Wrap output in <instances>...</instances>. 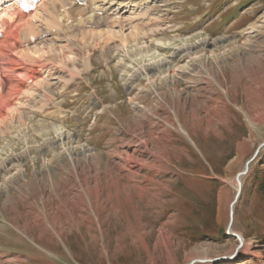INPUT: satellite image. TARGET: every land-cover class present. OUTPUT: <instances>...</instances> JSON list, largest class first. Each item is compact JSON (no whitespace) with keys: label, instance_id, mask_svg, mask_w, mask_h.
<instances>
[{"label":"rangeland","instance_id":"374dc122","mask_svg":"<svg viewBox=\"0 0 264 264\" xmlns=\"http://www.w3.org/2000/svg\"><path fill=\"white\" fill-rule=\"evenodd\" d=\"M108 1L100 23L90 10L79 23V6L64 16L55 55L19 61L45 68L42 84L12 86L0 120V264H264V146L230 225L237 175L264 143V0ZM174 35L157 57L137 52ZM183 42L194 49L176 54ZM120 157L133 162L118 173Z\"/></svg>","mask_w":264,"mask_h":264},{"label":"bare ground","instance_id":"6f19581e","mask_svg":"<svg viewBox=\"0 0 264 264\" xmlns=\"http://www.w3.org/2000/svg\"><path fill=\"white\" fill-rule=\"evenodd\" d=\"M13 1L14 0H0V28L5 27V29H6L5 35L0 39V57H2L3 61H4L3 65H2L1 72H0V104L1 105L3 104L2 108L0 109V120H2L3 118L5 119V117L7 119L8 110L10 109L11 105L14 103L15 98L11 94L12 86H19L20 92H21V91H24L26 89V87H28V86L38 85V83L40 84L41 82H43V79H41V78H42L43 71L45 68L44 66H42L41 64L24 65L23 62L20 63L19 61L22 58L25 59V57H26V59L28 58L30 60V62L32 61L31 63H38L39 62L38 58L46 57V55H48L49 52H52V53H54L53 55H55V53L58 52V48L56 47V45L59 41L58 31L56 29L57 25L61 26L62 24L64 25L65 23H67L71 18H67L64 20V16L70 14V10L75 8L76 6H78L80 3L79 0H44L39 5L37 10L33 14L32 13L26 14V13H22L18 10L11 11L10 5L13 3ZM134 2H135V0L122 1L120 8H125V9L131 8L132 6L136 5V3H134ZM79 7L80 8H79L78 12L80 13V15H82V19L79 20V23H81V24L85 23L86 19H83V16L88 14L89 10L94 12L93 13L94 15L92 18L93 22H95V19H99V20H97V22L100 23L101 19H105L104 17H106L105 16L106 13H108L109 10L113 7V3H111L108 0H84V3L82 5H80ZM128 10L129 9L125 10V12ZM98 14H105V15L102 17V16H99ZM110 14H112V13L109 12V15ZM109 15H107L108 18H109ZM140 16H142V15H140ZM140 16H138V17H140ZM80 18H81V16L79 17V19ZM111 20H112L113 25L115 23H117V25L116 24L115 25L118 26V23H120L122 20L121 13L117 12V13L113 14V16H111ZM123 20H125L124 16H123ZM72 21H74V20H70L69 22H72ZM44 22H46V24H44ZM106 23H107V21H106ZM129 23H131V22H129ZM45 25H47V26L49 25V27H45ZM132 28H134V27L132 26ZM132 28H130V29H132ZM95 31H94V33H95ZM98 31L100 32L101 37L103 36L102 33H104V32H105V34L103 37H105L106 35L109 36L108 35L109 31H111V33L113 35H115V33L118 34V33L122 32L123 33L122 37H124V38L125 37L127 38L128 36L133 37L132 36V30L130 31V34H126L123 28L120 29V32H117L114 29L110 30L109 28L107 30L106 27L102 28L101 31L100 30H98ZM98 31H97V34H99ZM88 32L90 33L91 30ZM138 33H140V32H138ZM112 34H111V36H112ZM137 35H134V36L137 37ZM46 36H51L50 39H48L47 41L45 40V44H47V43L49 44L48 50H46L47 48L45 46H43V49H41L42 48V47H40L41 45L39 47H36V48H33L34 46L29 47L31 43H34L38 39H40L41 37H46ZM21 37H23V38L28 37V42H27V40L25 41L24 39H20ZM74 37L76 38V36H74ZM171 37H172V39L169 41H166L165 39L156 40V42L154 43L153 46H151V45L140 46L139 45L140 43H138V45L136 46V48L138 49L137 52L138 53L140 52L142 54V56L145 55L146 58L147 57L153 58V57L158 56L157 54L160 52V50L162 48H165V47L169 48L170 44L172 42L175 43L178 41H184L185 40L184 38H182V36L174 35ZM81 41H82V37H81ZM211 41H213V40H211ZM208 42H209V40L205 39V43H208ZM124 43H126V42L124 41ZM124 43L123 44L121 43V44L126 47L125 52L127 54H129L130 52L132 53V51H135L136 48L134 49L133 44L129 47L128 44H130V43H128V42H127L128 44L127 43L124 44ZM37 45L38 44H36V46ZM115 46H116L115 47L116 52H117V50H119L122 47L121 45L120 46L115 45ZM193 46L194 45H187L186 43H184L183 46H181V48H179L178 51L176 50L177 52H175V53L177 54L180 52H186L189 54L194 49ZM59 48H60V46H59ZM139 57H141V55H139ZM2 58H0V59H2ZM52 58H53V56H52ZM132 59H135V58L133 57ZM34 60H37V61H34ZM149 61H150V59H149ZM158 61L164 62L163 59L157 60L156 62L158 63V65H159ZM148 62H147V65L152 64V62H149V63ZM39 63H41V62H39ZM53 63H54V61H53ZM157 63H154V65L156 66ZM61 66H63V65H61ZM150 67L152 68L154 66L152 65V66H149L147 68L144 67V72H147V69H151ZM5 75H7V76L5 77ZM26 75H30V76L32 75V76L28 79H26V77H25L26 80H23V78H24L23 76H26ZM73 77H75V76H73ZM12 113H13V111H12ZM12 113H10V114H12ZM10 114H8V115L10 116ZM18 122H19V119H18ZM55 128H56V132H57L56 134L59 136V140H61V141L65 140L66 137L69 135L68 133H66V130L62 126L57 125V126H55ZM10 162H12V161H10ZM131 162H133L132 157H127V158L120 157L119 163H115L116 171L118 173H120L121 170L125 169V166L129 165ZM157 168H159V170L169 171L170 170L169 159H167L165 157H161L159 163L157 164ZM236 183H237L238 191H239L240 183L238 182V180L236 181ZM241 183L243 184L242 178H241ZM91 203H92V209L94 210L95 214H97V216H98V214L100 215L99 209L101 208L102 203L95 202L94 200ZM100 217L101 216H98L99 220H101ZM63 225L64 224L62 222H60V226L54 227V231L58 237L65 236V234H66V228ZM53 242H54V240H53ZM251 251L252 250H250L249 245L244 242L243 246L238 249V254L251 253ZM204 259H206V258H204ZM207 264H210V262Z\"/></svg>","mask_w":264,"mask_h":264},{"label":"water","instance_id":"95a60500","mask_svg":"<svg viewBox=\"0 0 264 264\" xmlns=\"http://www.w3.org/2000/svg\"><path fill=\"white\" fill-rule=\"evenodd\" d=\"M263 146H264V143L261 144V145L259 146V148H258L257 151H256L255 156H254L249 162H247V165H246L245 170L237 175V180H238V182L240 183V189H239V191H238V193H237V195H236L235 201H234V203L232 204V207H231V213H230L231 221H230V225L232 224V222H233V218H234V209H233V206H234V204L238 201V199H239V197H240V194H241V190H242L241 178H242V177H243V176L249 171L250 163L254 160V158L257 156V154L259 153L260 149H261ZM206 261H207V259H202V258H201V259H194V260H192L191 262H189L188 264H196V263H199V262H200V263H204V262H206Z\"/></svg>","mask_w":264,"mask_h":264},{"label":"crops","instance_id":"0c3cea01","mask_svg":"<svg viewBox=\"0 0 264 264\" xmlns=\"http://www.w3.org/2000/svg\"><path fill=\"white\" fill-rule=\"evenodd\" d=\"M218 15H219V13H218ZM217 18V17H216ZM171 21V20H170ZM201 21H197V22H192V23H195L194 25H198V24H201L200 23ZM102 225V224H101Z\"/></svg>","mask_w":264,"mask_h":264}]
</instances>
